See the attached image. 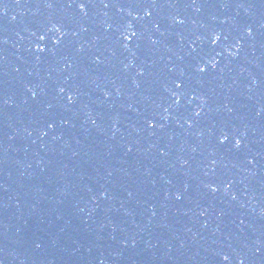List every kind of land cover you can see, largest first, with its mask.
<instances>
[{
	"label": "water",
	"instance_id": "obj_1",
	"mask_svg": "<svg viewBox=\"0 0 264 264\" xmlns=\"http://www.w3.org/2000/svg\"><path fill=\"white\" fill-rule=\"evenodd\" d=\"M241 262L264 0H0V264Z\"/></svg>",
	"mask_w": 264,
	"mask_h": 264
},
{
	"label": "snow or ice",
	"instance_id": "obj_2",
	"mask_svg": "<svg viewBox=\"0 0 264 264\" xmlns=\"http://www.w3.org/2000/svg\"><path fill=\"white\" fill-rule=\"evenodd\" d=\"M148 14L151 15V13H148ZM218 39H219V37H217V40H218ZM238 143H239V141H237V144H238ZM39 246H40V245H37V247H39ZM224 259L227 260V259H228V256H225ZM241 264H243V262H241Z\"/></svg>",
	"mask_w": 264,
	"mask_h": 264
}]
</instances>
